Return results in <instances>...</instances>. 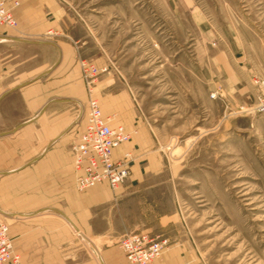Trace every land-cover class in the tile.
<instances>
[{"label":"rangeland","instance_id":"1","mask_svg":"<svg viewBox=\"0 0 264 264\" xmlns=\"http://www.w3.org/2000/svg\"><path fill=\"white\" fill-rule=\"evenodd\" d=\"M56 1L88 97L83 60L99 69L90 87L100 104L98 85L127 89L150 131L130 151L143 180L126 193L120 185L116 200L96 208L81 206L73 189V238L100 264L108 250L125 258L121 236L141 231L167 239L153 264H264V72L247 73L235 59L241 34L264 28V0ZM62 33L54 23L45 35ZM76 113L80 124L84 105ZM2 210L0 219L17 221Z\"/></svg>","mask_w":264,"mask_h":264},{"label":"crops","instance_id":"2","mask_svg":"<svg viewBox=\"0 0 264 264\" xmlns=\"http://www.w3.org/2000/svg\"><path fill=\"white\" fill-rule=\"evenodd\" d=\"M6 2L18 19L16 30L0 24V206L4 214L18 218L10 226V236L21 264H100L80 239L73 238V189L79 192L81 206L99 208L143 180L136 175L138 164L132 163V175L121 184L118 197L106 183L95 186L90 194L81 193L90 188L77 189L71 143L79 140L87 122L85 118L75 123L77 105H84L86 115L89 98L75 74L79 46L65 32L67 16L56 0ZM54 23L65 37L45 35ZM259 29L258 24L255 32L240 36L235 59L247 73L264 72V28ZM230 50L225 48L224 56L231 55ZM97 88L98 97L101 89L103 112L113 116L112 123L137 130L115 150V156L140 148L150 131L137 118L130 92L105 83ZM56 200L64 201L63 209L54 207ZM110 232L100 236L117 238ZM112 253L108 250L101 263L132 264L125 253V258H114ZM180 256L186 260L187 255Z\"/></svg>","mask_w":264,"mask_h":264},{"label":"built area","instance_id":"3","mask_svg":"<svg viewBox=\"0 0 264 264\" xmlns=\"http://www.w3.org/2000/svg\"><path fill=\"white\" fill-rule=\"evenodd\" d=\"M18 5V1H15ZM0 24L11 28L18 26V19L6 0H0ZM52 33V31H50ZM83 75L88 83L86 128L77 142L71 144L76 172V187L79 190L108 184L113 190L132 175L131 152L116 157L114 152L131 140V132L124 124L114 125L113 116L103 112L99 100L93 96L90 84L99 69L85 60L81 61ZM103 67L101 71H106ZM261 84H264L262 81ZM264 110V104L258 107ZM120 247L132 264H153L161 257L167 239L141 231L121 238ZM0 264H21V255L14 247L10 236V224L0 219Z\"/></svg>","mask_w":264,"mask_h":264}]
</instances>
